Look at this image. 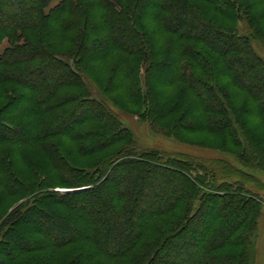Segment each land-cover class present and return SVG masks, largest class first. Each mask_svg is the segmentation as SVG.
<instances>
[{
	"label": "trees",
	"instance_id": "1",
	"mask_svg": "<svg viewBox=\"0 0 264 264\" xmlns=\"http://www.w3.org/2000/svg\"><path fill=\"white\" fill-rule=\"evenodd\" d=\"M53 1L0 0V43L8 39L0 48V191L9 198L27 192L31 182L16 173L8 153L3 155L7 146L27 145L35 157L43 146L49 155L46 162L30 160L31 178L38 169L50 174L55 167L61 187L76 190L28 192L14 213L2 219L0 212V264H87L94 253L84 258L80 252L76 261L58 253L67 247L75 253L72 248L81 240L108 260L137 250L130 264H255L254 240L264 209V185L257 177L264 154V0H196L200 8L193 14L181 9L190 5L185 0H59L45 13ZM167 33L175 45L192 40L200 48L182 50L196 67L182 74L188 94L185 90L173 102L170 94L159 95V105L171 106L172 114L184 121L189 118L193 132L207 135L208 141L218 146L229 142L238 166L138 148L115 110L136 115L121 110L80 65L90 56L101 66L117 58L132 62L142 43L156 48L155 54L142 49L143 56H151L148 66L127 70L135 80V105H148V113L149 70L162 80L164 69L176 73V62L157 48ZM54 38L58 40L50 45ZM240 100L249 106L245 114L257 120L256 126L241 127L234 114ZM188 103L199 105L196 114L194 108L188 114ZM24 104H29V115L19 116ZM31 117L32 126L21 124ZM86 125L90 127L83 129ZM51 138L88 142L81 147L86 156L114 145L121 146V155L78 167L58 153V142L54 147L48 143ZM214 147L208 148L222 153ZM145 169L165 180L168 190L158 202L154 195L152 205L135 219L136 199L146 194L134 188L135 179L128 181L126 173L140 175ZM153 181L147 183L150 188ZM99 196L107 199L104 209L92 210L90 199ZM64 212L79 221L86 215L85 228L71 226ZM109 216L116 219L107 220Z\"/></svg>",
	"mask_w": 264,
	"mask_h": 264
},
{
	"label": "rangeland",
	"instance_id": "2",
	"mask_svg": "<svg viewBox=\"0 0 264 264\" xmlns=\"http://www.w3.org/2000/svg\"><path fill=\"white\" fill-rule=\"evenodd\" d=\"M57 1L59 0H54L53 2L48 5V7L44 10L45 13H48L50 8L54 6ZM186 4H190L188 6H181V9L185 10L187 13H195L197 10L195 7H199L198 2L195 0H185ZM182 5V4H181ZM203 9V8H202ZM131 15V14H130ZM191 22L194 24L196 23V20L190 19ZM239 27L245 28V26L241 23L239 24ZM173 36V35H172ZM174 39V37H173ZM54 40H58L54 38L51 42L50 45ZM56 44V42H55ZM8 45V39L5 38L2 40L0 43V48H4ZM60 43L57 42L56 48L60 47ZM177 46V47H176ZM65 48V46H63ZM147 50L149 52V48L152 49L153 53L155 52L153 47H150L146 43H142L139 51L135 55V61L133 60L132 62H128L127 59L123 61V58H117V61H112L109 62L108 64L101 66L97 65L96 60L90 56L87 60L86 63L80 64L83 68V70L89 74L95 82L105 91V93L113 99L117 105L123 110L124 112H129L132 114H135L138 116L139 113L144 112V107L148 105H142L141 102L135 105V99H134V94H135V89L136 86L134 87V77L130 75L128 72L129 68L136 69L140 68L141 66L146 67L149 64V61L151 60V56L148 58V56H143L142 55V49ZM159 50L162 49L164 52L165 58H170L171 61L176 62V73L174 74H169V72L164 69L162 73H160L161 77H164L165 79H156L157 77H154V71L149 70L148 72V77L146 81V89L148 91L147 97L144 98L145 102L149 104L150 110L148 113H144L145 115H142L140 117L136 116H131L128 113H123L119 110H115L117 116L121 119L123 125L127 126L134 137V140L136 142V146L138 148H151V149H157L162 152H168V153H184L190 156H193L195 158H199L202 160H216V159H221V160H227L231 164H235L238 166L237 159L235 157L236 155V149L231 148L229 146V142L227 144H215L216 141H208L207 135L203 134H197L193 132V129L191 127L190 119L186 118L187 121L182 120V118L178 115L172 114V109L171 106L167 107L166 109L164 108L165 106L162 104L160 106L159 102V95L161 97L165 96L167 97L170 94L169 100L171 102L176 101L177 96L183 95V93L187 92L188 94V87L185 85V83L182 80V74L185 72V69H190L191 71L194 72L195 68V63L193 62V59L188 57L187 54L182 52V50L187 49V50H199L200 46L197 42H193L192 40H183L181 43H178L177 45L174 44V42L171 41V35L167 33V35L164 36V41L161 43V46L157 47ZM161 48V49H160ZM141 50V51H140ZM206 53H208L207 50H205ZM263 53V52H262ZM93 54V53H92ZM155 54V53H154ZM153 54V55H154ZM264 55V53H263ZM143 56V57H142ZM173 57L175 59L173 60ZM123 62V65H119V62ZM168 67L171 68V63L168 64ZM174 67V69H175ZM113 70H115L114 75ZM128 70V71H127ZM171 70V69H170ZM171 73V72H170ZM201 74V73H200ZM171 75V78H170ZM115 76L114 78H112ZM173 76L175 77L173 79ZM169 77V78H168ZM202 78V77H200ZM204 79V78H202ZM174 81V85L171 88V91H169V86L168 84L170 81ZM144 84V82H143ZM239 96V95H237ZM164 100V99H163ZM143 101V99L141 100ZM164 102V101H163ZM236 108L234 109V114L237 116L239 123L242 128H245V123L250 126H256L258 124L257 120L253 117H250L245 114V109L249 106L245 103V101H235ZM188 108H189V113L191 109H193L192 114H196L199 110V105H192L188 103ZM30 107L29 104L23 105V107L20 109V111L17 113L19 116H27L29 115ZM169 111H171V114H168ZM21 124H25V127L27 126H32L33 124V118H27L23 121H20ZM14 124V123H13ZM11 124V125H13ZM90 126L86 125L83 127V129H88ZM71 139V138H70ZM66 139V138H51L49 139L48 143L50 145H54L53 143L58 142V153L61 154L64 158L67 159V161H70L71 164L77 165L78 167H94L96 164L101 163L103 159L106 158H112L116 156L121 155V151L119 148L121 146H112L107 148L106 150L94 154L92 156H86L83 154V151L81 149L82 146L88 144V142H74L73 140ZM215 144V145H214ZM51 146V147H52ZM216 146V147H214ZM54 147V146H53ZM208 147H220L222 150V153L216 152L215 149L208 148ZM3 149V147H2ZM3 155L8 153L11 157V159L16 162L15 170L18 175L24 178V180L31 182L29 185H27V192L23 191L22 194L15 198H9L10 195H8L6 192L1 193L0 191V212L3 214V218L8 217L10 214L14 213L16 208L19 207L20 204L24 203L27 196L25 197L28 192H33L35 194L38 193H43L46 190H53L56 192H62L65 193L67 191H74L76 189H67V188H62L61 187V176L58 171H56L55 167L51 170L49 174V169L46 171L42 170L41 171L38 169V176L32 177L30 176V166L32 167V161L31 159L35 158L38 159L39 161H44L46 162V159L48 158L49 160V155L46 151V148L43 146L40 150L38 149V155L36 156V151L32 149L29 145L25 147H20L19 146H7L4 149ZM22 151V153H21ZM19 152H20V157H19ZM260 159V158H259ZM262 168L260 166L259 171H257L259 174H257V177L261 181V183L264 185V154L262 155ZM35 163V162H34ZM41 163V162H40ZM1 164V163H0ZM8 164V163H7ZM28 166L29 169L26 168ZM249 167V166H247ZM32 170V168H31ZM126 176L128 178V181H131L130 179L133 178L134 180V188L136 189H141L143 190V193H145V197L136 199L135 203V209L132 211V216L131 218H138L139 214L144 213L147 208H149L152 205V202L155 201V198L153 197L154 195L157 196L156 202H158L160 199L158 196L162 195L165 191L168 190V185L165 182V180H160L158 175H155L154 173L150 172V170L145 169L144 171L140 172V175L137 174V171H128L126 173ZM137 176V177H136ZM116 180V176H112V179ZM152 180H155V185L152 188H150L147 183ZM177 179H174V183H176ZM42 181V184H40ZM173 181V180H172ZM143 187V188H142ZM147 187V188H146ZM122 188V186H121ZM133 188V189H134ZM173 191V188H170ZM260 194L264 199V188L260 190ZM107 199L103 196H99L97 200H91L90 203L92 204L93 209L92 210H97V209H104V205L102 202H105ZM164 200H167L164 197ZM50 206V205H49ZM50 208H54V206H50ZM64 215H68L71 217V226H76V227H81V229H84V225L86 223V215L83 216V223L82 220H76L74 216H72L71 213H65ZM127 214L123 216L125 218ZM143 214L140 215V218H142ZM104 218V217H103ZM107 220H115V217L109 216L106 217ZM133 223V220H132ZM131 226H125L123 227V230L121 229V232L125 234L127 229H131ZM127 228V229H126ZM122 234V233H121ZM122 236V235H121ZM119 236V237H121ZM133 237V235L131 236ZM158 237H155V240H157ZM122 243H127V240L124 239H118ZM107 244L111 245L113 244V241L108 240ZM254 258H255V264H261L263 260V255H264V209L261 214V217L259 219L258 223V231L255 235V240H254ZM74 252L73 254H69L70 248H66L65 250H61L59 254L60 257H64L65 253H68L70 256L69 258L66 259H71L75 258V261L77 259V256L80 252H83L84 258L85 253H94L96 256H93V254L90 255V257H95L94 259L90 260L87 264H130V261L135 259V255L137 254V248L135 249L136 252L133 254V256H129L124 259H118V260H108L107 257H105L102 254L95 253L94 248L91 246H88L87 243L84 241H79L78 244H76L73 248ZM49 253V251H48ZM168 256V255H167ZM58 257V258H60ZM82 257V258H83ZM164 257V254H163ZM83 258V259H84ZM68 260V261H69ZM132 260V262H133ZM82 262V261H81ZM76 264V263H75Z\"/></svg>",
	"mask_w": 264,
	"mask_h": 264
},
{
	"label": "water",
	"instance_id": "3",
	"mask_svg": "<svg viewBox=\"0 0 264 264\" xmlns=\"http://www.w3.org/2000/svg\"><path fill=\"white\" fill-rule=\"evenodd\" d=\"M80 190H83V189H80Z\"/></svg>",
	"mask_w": 264,
	"mask_h": 264
}]
</instances>
